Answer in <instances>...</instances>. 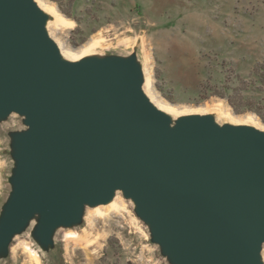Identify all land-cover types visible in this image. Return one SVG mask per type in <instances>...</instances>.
Listing matches in <instances>:
<instances>
[{"label":"water","instance_id":"water-1","mask_svg":"<svg viewBox=\"0 0 264 264\" xmlns=\"http://www.w3.org/2000/svg\"><path fill=\"white\" fill-rule=\"evenodd\" d=\"M46 25L34 0H0V117L29 126L0 254L34 215L49 245L121 190L175 264H263L264 131L202 115L174 126L135 58L64 60Z\"/></svg>","mask_w":264,"mask_h":264},{"label":"rangeland","instance_id":"rangeland-1","mask_svg":"<svg viewBox=\"0 0 264 264\" xmlns=\"http://www.w3.org/2000/svg\"><path fill=\"white\" fill-rule=\"evenodd\" d=\"M39 2L54 12L42 10L49 36L81 55L77 62L135 58L148 97L178 113L174 126L182 116L202 115L264 131V0ZM28 130L19 113L0 117V223L15 190L16 136ZM114 199L116 210L85 205L81 220L57 227L49 245L39 237L42 216L34 215L0 264H175L135 201L121 190Z\"/></svg>","mask_w":264,"mask_h":264},{"label":"bare ground","instance_id":"bare-ground-1","mask_svg":"<svg viewBox=\"0 0 264 264\" xmlns=\"http://www.w3.org/2000/svg\"><path fill=\"white\" fill-rule=\"evenodd\" d=\"M36 1V0H35ZM38 1V6L41 8V10H43L44 12H48L49 14H51V13H54L53 12V10L51 9H49V8H47V7H49V6H47V5H43L41 2H39V0H37ZM45 6H47V7H45ZM131 47V46H130ZM119 48V47H118ZM101 49V48H100ZM60 51H61V56H62V58L64 59V60H67V61H70V62H77L80 58H81V55H77V53H74V52H72V51H66V49H63V47L62 48H60ZM85 51V50H84ZM70 54H69V53ZM72 54V55H71ZM79 54V53H78ZM82 54V53H81ZM93 58V57H92ZM147 84H146V82H145V84H144V91H145V94H146V91H147V89H146V86ZM147 95V94H146ZM151 95V94H150ZM148 96V95H147ZM152 96V95H151ZM153 97V96H152ZM149 98V97H148ZM149 100L159 109V110H161V111H163L164 113H166L172 120L173 119H175V117L177 118V116H178V113L176 112V111H173V110H171V108H169V106H168V104H166V103H163V102H161V101H155V98H149ZM190 113V112H189ZM188 113V114H189ZM185 114H187L186 112H185ZM183 117V116H182ZM187 117V116H186ZM252 119V118H251ZM250 119V120H251ZM231 120V119H230ZM222 122V121H221ZM242 122H244V121H242ZM246 122H248L249 123V121H246ZM252 122V121H251ZM228 123V122H227ZM231 123V122H230ZM241 123V122H240ZM248 123H247V125H248ZM255 124V123H254ZM249 125H250V123H249ZM258 127V126H257ZM117 202H118V200L117 199H114L113 201H110L109 203H108V205L110 206V207H112L111 209H114V210H116V209H118L119 207H118V204H117ZM106 205V204H105ZM102 206V205H101ZM100 206V207H101ZM106 208H107V206H106ZM97 214H103V212H102V210H100V209H98L97 210V212H96Z\"/></svg>","mask_w":264,"mask_h":264}]
</instances>
